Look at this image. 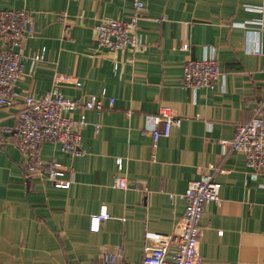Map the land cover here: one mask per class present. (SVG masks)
Segmentation results:
<instances>
[{
	"label": "crops",
	"instance_id": "crops-1",
	"mask_svg": "<svg viewBox=\"0 0 264 264\" xmlns=\"http://www.w3.org/2000/svg\"><path fill=\"white\" fill-rule=\"evenodd\" d=\"M144 2L138 48L114 51L98 46L94 28L129 19L133 0H0L2 9L27 10L36 29L23 41L17 91L44 97L62 75L65 97L96 96L105 107L84 111L81 155L52 142L40 148L72 181L67 189L45 171L24 179L25 159L4 132L24 103L0 107V264H94L119 247L124 260L141 263L157 245L147 233H178L187 187L205 171L222 189L202 218L201 264H264V169L224 143L257 111L264 118V0ZM212 53L222 71L215 87L184 86L186 61ZM160 107L181 125L154 147L148 117ZM104 208L111 217L94 231L92 217Z\"/></svg>",
	"mask_w": 264,
	"mask_h": 264
},
{
	"label": "built area",
	"instance_id": "built-area-1",
	"mask_svg": "<svg viewBox=\"0 0 264 264\" xmlns=\"http://www.w3.org/2000/svg\"><path fill=\"white\" fill-rule=\"evenodd\" d=\"M135 13L126 20L113 19L102 21L95 26V39L99 47L110 50L129 49L134 51L139 46L137 28L145 18L144 0H133ZM36 32L30 13L25 10L0 8V107H12L17 101L24 103L18 114V121L4 129L7 136L15 141L22 153L26 168L24 179L45 171L58 188H69L71 180L63 179L64 173L57 162L46 163L40 158V148L46 142L57 143L61 150L73 157L83 153L81 131L87 125L85 110L102 113L103 102L96 96L84 102L65 97L59 82L67 80L60 75L54 87L44 97L31 94L22 95L17 91V82L23 75L25 55L23 41ZM188 49V45H184ZM34 60L44 61V55H34ZM222 75L219 61L212 53L201 59H189L184 66L183 85L191 89L206 87L213 89L216 80ZM113 103V100L111 101ZM82 111L80 119H75L76 111ZM148 127L157 146L161 138L169 137L173 126H180L181 119L168 107H160L148 117ZM98 129L100 127L97 126ZM231 151L242 152L247 165L254 170L264 169V118L260 111L247 122L237 126L235 137L225 141ZM122 169V161H118ZM216 173V172H215ZM205 171L199 179L190 181L184 195L185 213L179 224L178 233L162 235L147 233V239L156 241L155 247H149L141 263H133L123 258V249L115 252L104 251L100 261L94 264H201L203 257L199 251L202 236V218L210 203H220L222 185L216 180V174ZM119 188L127 187L124 177H116ZM111 215L106 208L99 215L92 217V230L99 229L103 220ZM174 246V249H172Z\"/></svg>",
	"mask_w": 264,
	"mask_h": 264
},
{
	"label": "rangeland",
	"instance_id": "rangeland-1",
	"mask_svg": "<svg viewBox=\"0 0 264 264\" xmlns=\"http://www.w3.org/2000/svg\"><path fill=\"white\" fill-rule=\"evenodd\" d=\"M20 80H21V79H20ZM20 80H19V81H20ZM19 81L17 82V84L19 83Z\"/></svg>",
	"mask_w": 264,
	"mask_h": 264
}]
</instances>
